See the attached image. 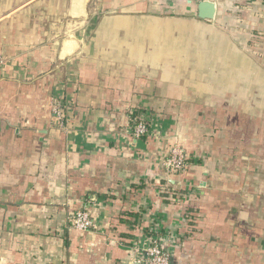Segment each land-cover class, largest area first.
<instances>
[{"label":"crops","instance_id":"0c3cea01","mask_svg":"<svg viewBox=\"0 0 264 264\" xmlns=\"http://www.w3.org/2000/svg\"><path fill=\"white\" fill-rule=\"evenodd\" d=\"M201 1L0 0V264H134L155 226L172 264H264V0Z\"/></svg>","mask_w":264,"mask_h":264},{"label":"built area","instance_id":"2783aa9c","mask_svg":"<svg viewBox=\"0 0 264 264\" xmlns=\"http://www.w3.org/2000/svg\"><path fill=\"white\" fill-rule=\"evenodd\" d=\"M3 58L0 56V65ZM53 115L54 119L60 123L65 122V107L59 98L53 99ZM149 131L148 121L145 119L139 120L134 126V135L138 138L144 136ZM186 154L180 149L175 148L172 156L167 160L165 165L169 172H178L184 170L187 166ZM69 224L71 227L86 231L96 228L90 213L87 210H80L74 213ZM171 239L162 235L161 229L155 226L149 235L142 239V242L133 247L134 264H172L171 252L168 249Z\"/></svg>","mask_w":264,"mask_h":264},{"label":"water","instance_id":"95a60500","mask_svg":"<svg viewBox=\"0 0 264 264\" xmlns=\"http://www.w3.org/2000/svg\"><path fill=\"white\" fill-rule=\"evenodd\" d=\"M199 16L206 20H213L217 11L216 4L211 1H201L198 6Z\"/></svg>","mask_w":264,"mask_h":264},{"label":"trees","instance_id":"16d2710c","mask_svg":"<svg viewBox=\"0 0 264 264\" xmlns=\"http://www.w3.org/2000/svg\"><path fill=\"white\" fill-rule=\"evenodd\" d=\"M134 116H135V114H134ZM139 122V120H136V123H138ZM149 123V122H148ZM148 126H149V124H148Z\"/></svg>","mask_w":264,"mask_h":264}]
</instances>
